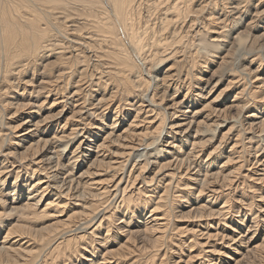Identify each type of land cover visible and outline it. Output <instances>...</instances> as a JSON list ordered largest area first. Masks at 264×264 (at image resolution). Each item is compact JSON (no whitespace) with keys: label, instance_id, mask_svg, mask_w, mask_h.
<instances>
[{"label":"bare ground","instance_id":"6f19581e","mask_svg":"<svg viewBox=\"0 0 264 264\" xmlns=\"http://www.w3.org/2000/svg\"><path fill=\"white\" fill-rule=\"evenodd\" d=\"M231 3L230 6L228 0H0V62H2L0 68L8 73L11 64L16 62L19 64L15 70L19 69V72H23L30 65L35 66L41 63L44 70L58 69V74L52 76L55 79H48V81L62 82L61 85H53L49 82L44 87L41 86L48 92L47 98L41 105L45 102L47 105L49 104L46 109L51 113L45 116L41 115L43 117L39 115L41 119L34 122L35 129L37 130L39 124L46 123L52 116H60L73 108L65 125L61 126V133L56 132L51 138L39 136L36 140L38 131L46 134L48 126L44 125V129L39 128L37 131L28 128L19 138L21 142H28V145L22 146L26 151L25 154L24 151L18 152L20 154L18 157L16 150L14 152L12 149L1 154L5 156L2 165L3 171L12 167L13 169L6 172L10 171V174L14 175L15 173L18 176L20 171L26 167L29 168L28 165L33 163L37 165L31 171L33 176L35 177L36 170L43 174V176H36L38 178L28 184V201L10 207L12 213L29 217L34 213L32 208L38 207L44 195L51 194V198L45 202L41 211H45L48 217L55 219L57 224L64 223L66 225L65 229H61L55 234L58 237V242L50 251L66 246L65 249L63 248L64 250L61 249V252L68 250L70 253L72 251L70 255L68 254L71 259L75 257L72 264H115V262L120 264L122 260L120 255L123 252L124 254L130 253V248L133 252V247L134 250L140 252L146 251L148 247L156 248L155 251L158 253L165 248L160 264L170 262L173 264H207L208 261L211 262L210 264H244L251 255L264 257L262 245L257 243V238L260 236L257 233L261 231V228H257L259 224L256 223L257 215L261 217V221H264V78L255 74L252 76V71H245V67L242 69L238 66L237 71L244 75L241 79H245L247 82L246 84L242 83L243 88L235 93L232 100L230 98L227 101L226 99L222 100V95L219 94L221 96L216 95L199 104L198 101L202 96L201 91L193 93L192 96L191 89L195 83L192 80L202 79L205 84L202 86L205 87V90L209 89L210 92L214 86L212 84L215 81L217 84L220 80H217L216 77L217 69L213 70L210 75L203 76L201 72L203 67L201 66L198 73L187 70L186 76L183 78L185 73L175 67L180 63L185 65L186 61L190 62L193 67H199L201 60L207 63L208 56L216 55L210 52H214L220 47L227 51L221 58L222 62L225 60V56L231 53L237 54V60L259 56L258 51H249L247 47H241L238 42L248 41L249 36L244 34V31L254 25V21L261 15L260 11L251 13V19L246 23V29L235 36L231 35L230 41H225L231 34L228 27L232 28L241 24L246 16L245 5L243 6L239 1ZM212 5L215 8L222 7L223 13L220 17L216 16L217 12L212 10ZM228 6L231 8L229 9ZM212 24L217 26L214 27ZM51 26L52 28H50ZM194 26L197 30L192 33V37L189 40L183 39L191 33ZM218 28L219 30H216ZM210 29H215L218 32L208 41L200 38L193 39V35L198 32H204L206 35ZM262 36H264V32L260 35V37ZM254 43L255 39L251 38L250 46L253 47ZM228 45L230 47L227 48ZM129 46L143 58L144 63H148L150 73H144L136 64V60L134 61V57L127 50ZM74 57L75 60H73ZM258 58L261 64L264 57ZM69 59L71 60L68 61ZM94 59L96 62L92 61ZM168 59H173V62L167 66L163 75L161 77L156 74L152 75L151 68H155L157 64ZM255 59L257 58L249 60V63L252 64ZM79 62L85 63L81 64L83 68L81 70L79 67L74 68L75 70L72 72L73 66L78 65ZM67 68L71 71L64 72ZM96 68L97 72H95ZM86 69L90 70L88 74L90 79L88 80L84 79ZM71 72L72 75L81 74L79 80L75 81L77 86L73 84L75 91L72 94L66 91L72 77ZM143 73L145 77H143ZM143 78L145 79L143 80ZM105 79L106 86H104L107 88L109 84L113 83L112 89L98 98L97 102L93 100L87 103L88 96L98 90L90 87V84L93 86L98 83L103 84L102 81ZM234 79L235 77L229 80L227 87H230V83L238 82ZM80 81L83 84L89 83L87 91H82L84 86L83 84L78 85ZM184 84H188L187 91L181 97L178 92ZM172 88L175 89L174 94H168ZM1 91L2 89H0ZM42 91L44 90L42 89ZM5 92L6 90L1 93ZM81 93H85V98L79 97ZM121 94H125V96L134 94V100L131 101L129 97H125L126 100L123 104L121 98L116 106V111H114L117 116L114 118L116 123L111 128H116L118 112L123 108V105H130L131 108L128 109L135 110L136 114L133 119L130 116L127 118L130 113L125 115L124 122L127 123V126L121 133L111 130L102 137L100 123L91 122V119L87 121L86 117H97L99 109H101L100 113L105 112L109 105L114 103L116 97L118 98ZM48 97L50 99L47 102ZM81 98L83 100L79 103ZM184 103L190 104L184 107ZM2 104L0 107L4 106ZM22 105L26 107V105L31 106L32 104L29 100L23 102ZM35 105L39 106L36 103ZM88 105L98 107L92 111L95 108H88ZM193 105L198 106L193 108ZM249 107L255 109L243 114V112H248ZM221 116L223 117L221 118ZM32 121L27 117L23 123H32ZM68 121L70 122L68 123ZM144 122L145 124H143ZM228 125H230L229 129L224 132L221 127ZM90 127H95L96 130ZM236 130L238 133L231 146L230 154L226 156L221 165L216 166L215 163L220 157L223 145L229 139H234ZM80 137V142L72 151L71 156H68L70 155L69 144L71 146ZM99 138L102 140L99 141ZM8 139L10 140V138ZM93 139H96L97 142L94 143ZM208 142L216 145L208 154L204 167L200 156L209 145ZM64 143H66L65 146ZM62 146L64 147L61 148ZM184 146L190 147L188 152L185 150L187 153L183 149ZM93 147L95 149H92ZM113 147L117 149H113ZM38 148L42 151L39 152ZM56 148L61 149L59 153ZM92 151H94V155L90 153ZM29 152H33L30 157L26 154ZM184 153L186 154L184 155ZM91 156L93 157L91 158ZM247 156L249 159L246 158ZM250 156L255 159L249 161ZM66 158H68V162L64 163L62 159ZM134 159L133 168L127 176L126 167ZM87 163L86 169L80 167L82 170L78 175L77 172H74L79 166H85ZM246 163H248V167H246ZM183 164L186 167L184 173V169H179ZM211 167L212 169H210ZM121 169H123L122 172H120ZM151 170L155 171L153 175H149ZM246 170L247 173H244ZM117 174L119 175L117 176ZM144 174L145 176H143ZM125 176L128 177L127 180ZM243 177L249 178V181L254 183V186L251 187L256 188L255 182L261 186L258 188L261 193L256 195L259 196V200H257L259 202L255 207L257 213L250 215L254 224L246 231L243 230V227L248 214L253 212L250 209L253 203H245V206L234 211L235 215L232 213L231 207L226 204L227 198L221 206L213 208L209 212L207 211L209 208H206L208 205H216L218 199L227 189L232 188L233 190L240 186L238 181ZM184 178L187 181L181 183ZM138 180L141 185L128 194L129 192L126 190ZM125 181L127 184L122 186ZM242 181L244 185L245 179ZM195 185H200L197 197L205 194L206 190L210 193H207L206 202L199 201L195 207H191L186 212L180 210L177 212L187 216L184 214L193 210V217L199 220L206 217L215 218L218 223L207 221L205 224L195 225L198 226L197 228L176 224L173 227V234L179 236L178 242H182V240L184 242V236L191 234L190 237L192 236L193 239L190 242L196 239V243H193H201L202 246L197 252L187 255L185 260L180 255L179 259L169 258V262L167 253L170 247L162 246L160 248L166 238L172 240L170 238L174 237L168 236V231L172 229L169 227V220L173 214L176 216L175 208L189 207L190 200L187 194L188 191L194 189ZM13 186L11 195H16L13 197V204H16L18 198L23 196L26 185L20 186L19 183H16ZM140 195L145 197L144 200L142 199L143 202H152L148 215L143 212L149 207H142L136 203L137 198L135 197H140ZM111 198L112 204L108 203ZM119 198H121L120 201H118ZM32 199L35 200V203L29 201ZM178 200L182 203L179 204ZM72 204L75 206L74 211L66 218H61L64 215L63 211ZM110 205H114V212L106 215L111 212L105 210ZM124 205L127 208L124 216L116 225L109 226L107 233L99 238L97 243L107 248L112 230H117L118 237L123 234L127 238L126 240L121 239L123 242L120 241L118 245L108 247L105 251H103L105 248L101 250L98 258L95 255L98 252L97 248L93 246L96 242L95 235L97 231H100L103 223L113 217L115 211L118 208L120 210ZM169 206L172 208L169 209ZM133 208L139 210H137L139 214L136 215L134 223H132L134 218H131V215L133 217L136 211ZM131 212L133 214H130ZM181 214L179 216L183 217ZM233 215L237 218L233 219ZM142 218H145L143 225ZM229 219L230 223L227 221ZM94 220H98V224L96 222V224H92ZM55 222L53 224H56ZM220 223L232 231L227 233L230 235L227 238L229 240L227 245L234 247L236 255L231 258L233 262L222 259L220 256L212 257L220 250L211 243L214 241L212 238H215L220 231L213 232L211 229ZM199 225H205L207 231L204 232L202 228L198 229ZM91 228L93 229L89 232ZM1 230H3L2 226H0ZM19 235L13 226L9 227L4 234L3 240L0 242V264H14L11 257L25 256L23 254L31 249L23 247L22 243L19 244L23 238ZM202 235H206L203 237L205 241L200 242L201 240H199L198 242L199 238L197 237ZM138 236L139 238L136 239ZM87 237L90 239L89 242L85 240ZM224 237L223 235L222 238L224 239ZM131 240L138 242L132 247L129 244ZM262 240L264 243V237ZM75 241L82 242L75 246ZM90 246L92 250L88 249ZM170 249L173 253L172 248ZM228 257L230 258V256Z\"/></svg>","mask_w":264,"mask_h":264},{"label":"rangeland","instance_id":"374dc122","mask_svg":"<svg viewBox=\"0 0 264 264\" xmlns=\"http://www.w3.org/2000/svg\"><path fill=\"white\" fill-rule=\"evenodd\" d=\"M230 1L231 2H233V1H239L243 6L245 5L244 9H245L246 16L244 17V22L242 21L241 24H239V25H237L235 27H232V28H231V26L228 27V28H230L231 34H230V36L228 38H226L225 41H230L231 40V35L235 36L240 31L246 29L247 28V24L246 23H248V21L251 19V13L256 12V11H258V12L260 11L261 12V15H260V17H258V19L256 21H254V23H253L254 25L251 28L249 27V30L246 29L244 31V34H248V36H249L248 37V41L241 40L240 43L238 42V44H240L241 47H247V50H249V51H254V50H255L254 52L258 51L259 52V56L255 55L254 57L257 58V59H255V61L251 64V63H249V60L253 59L254 58L253 56L252 57H248L246 59L237 60L238 59V56H237V59H236V55L237 54L231 53L228 56H225V60H223V62H222V59L221 58L227 53V51H226V49L220 47L217 50H215L214 52H210V53H214L216 55L215 56H208L207 57V63L204 62L203 60H201L202 61L201 62L202 65L200 63V65H198L199 67H193V66L190 65V62L188 63L187 61L185 62V65L183 63H180L179 65H176L175 67H177L179 70H182L181 71L182 73H185V75H183V78L186 76V71L187 70H190L192 72L198 73L199 70L201 69V66L203 67L202 69L204 70V71L203 70L201 71L203 73V76L210 75V73L213 70L217 69V71H218L217 73L218 74H217L216 77H217V80L218 79H220V80H219V82H217V84H216V81H215L212 84L214 86L211 85L212 86V89L210 90V92H209V89L208 90L207 89L205 90V87L202 86V85H205V84H203L204 81H202V79H197V80L193 79L192 80V82H195L193 88L191 89L193 91L192 92V96H193V93L196 94V92L201 91V95L202 96H201L200 100L198 101L199 104L202 103V102H206L209 98L215 97L216 95H219V94L222 95V97H221L222 100L223 99H226V101H227V100H229V98L232 100L235 97V93L237 91H239V89H242L243 88L242 85L243 84H246V82H247L245 79H241L244 75L241 74L239 71H237L236 68L238 66L241 67L242 69L245 67V71H248V72L252 71V73H251L252 76H254V74H255V75H260V77H262V79L264 78V60L260 64L261 61L258 58V57H264V46L262 47V44L264 45V36L260 37V35L264 32V0H228L229 4L231 6L232 3ZM212 6H211L212 7V10L213 11L216 10V12H217L216 16L217 17H220L221 13H223L222 12L223 10L221 9L222 7H219L218 6V7L215 8L214 5H212ZM196 8H197V6L195 7V9ZM230 8L231 7H229V9ZM213 25L214 24H212V26ZM195 26L193 27V29H191V33H189V35H188L190 37L187 36L188 39H187V37H185L183 39L189 40V38L192 37V33L197 30V28H195ZM215 26H217V25H214V27ZM50 28H52V26ZM194 28H195V30H194ZM211 30H212V33H211ZM216 30H219V28L216 29ZM216 30L215 29H210L209 30L210 32L208 34H206V35H205L204 32L203 33L202 32L201 33L198 32L197 34L193 35L194 36L193 39L196 40V39H199L200 38V39H203L205 41H208L211 36L217 35V32L218 31L216 32ZM163 32H165V31H163ZM159 34L162 35V33H159ZM198 34H202V35L200 36ZM160 35H158V36L160 37ZM251 38H254L255 39V43H254V46L253 47L250 46V40H251ZM183 41H185V40H183ZM126 45L128 46L129 44H126ZM228 47H230V45H228L227 48ZM127 50L134 57L133 58L134 61L136 60V62H137L136 64H138V66L141 68V70L144 73H150L148 63H144L143 58L141 56H139L137 53H135V51L132 49L131 46H129V48L127 47ZM79 56H81V55H79ZM174 58H177V57H174ZM226 58H227V60H226ZM70 60L71 59H69L68 61H70ZM73 60H75V57H74ZM92 61L96 62L95 59L92 60ZM172 62H173V59H168L167 61H165L163 63L161 62L160 64H157L155 66V68H151L152 75H155L156 74L159 77H161L163 75V73L165 72L167 66H169ZM18 64L19 63L16 64V62H13L11 64V66L9 67L10 70H9L8 73L7 72L5 73V70H3V68H0V89H2L1 92H4L6 90L5 93H1L0 92V103L1 104L3 103L2 105H4V106L0 107V124L3 123L0 126V141H1L0 142V152H1L0 153V170H2L1 173H0V195H1L0 196V226L3 227V230L0 231V242L3 240L4 234L6 233V231L8 230V228L11 227V226H13V229L15 231H17V233L20 234L19 236L23 237L22 240L19 242V244L22 243L23 244V247H28V249L29 248L32 249V250L31 249L27 250V252L25 254H23L27 258L25 256H18V258L17 257H15V258H12L11 257V259H13V261H14L13 262L14 264H16V262H17V264H19V263H21V264H65V263L66 264H72V260L75 259V257L73 259H71L69 257V255L71 254L72 251H70V253H69L68 250H65L64 252H61V249L64 250L65 249L64 247H66V246H63L64 249L63 248H60V249H55L54 251H50V250H53L54 249V247L57 245V242H58L57 241L58 240V237L55 234L58 231H61V229L62 230L65 229L64 227L66 225L64 223H63L64 225L62 223H58L57 224L55 222L56 221L55 219L48 217L46 215V212L45 211H41L43 209V207L45 206L44 205L45 202L47 200H49V198H51V194H46L47 196L44 195V197L42 198L41 203L38 205V207L36 206L37 208L36 207H33L32 208V210L34 211V213L31 214L32 216L30 215L29 217L28 216L27 217H25V216L22 217V216H18V214H16V213L15 214L12 213V209L10 207L11 205L12 206H15L18 203L20 205V203H22L24 201H28V199H27L28 194H29V192H28L29 185L28 184L33 183L35 181V179L38 178L36 176H39V175L40 176H43V174L41 172H39L38 170H36L34 172L36 175H35V177L33 176V174H32L31 171H32L33 167L37 166V165H34L33 163H31L30 165H28L29 168L26 167L25 169H23L22 171H20V173H19L18 176L15 173H14V175L13 174H10V171L9 172H6L7 170L13 169L12 167H10L7 170L3 171L2 165H3V162L5 160V156L4 155H1V154H5V153H7V151L9 149H12L14 152L16 150V153L18 154V157H19L20 156L19 153L22 152V151H24V147H22V146L28 145V142L27 143L25 141L24 142L23 141L21 142L19 138H20V135L21 134H23L26 130H28V128H33L35 131H37L39 128H43L44 129L45 126H48L47 133L46 134H42V133H40V131H38V133H37L38 136L36 137V140L39 138V136L45 137V138H51V137H53V135L56 132L61 133L60 132V130L62 129L61 126L65 125V123L67 122L66 120H68V117L71 115L72 109H73V108H70L67 112L63 113L60 116H57V115L52 116L51 118H49V120L46 123L39 124L37 126L39 128H37V130H36L35 129L36 125H34V122H36L38 119L40 120L41 117L45 116L46 114L51 113L50 110L46 109V107L49 104L47 105L46 102H45V104H42L41 105V103L44 102L45 98H47L46 97L47 96L46 94H48V92H46L43 87L46 84H49V82H51V84H53V85L54 84L55 85H57V84L58 85H61L62 82L61 81L60 82L59 81H48V79L49 80L50 79L51 80L52 79H55L52 76L55 75V74H58V69L56 70V68H54L53 70H50L49 69L47 71V70H44V66L41 65V63H40V64H37L35 66H31L30 65V67L29 68H25L23 70V72L22 71L19 72V69H16L15 70V68H16V66ZM81 64H85V63L79 62L78 65H74L73 66V69H72V72H74V70H75L74 68L77 69L78 67L81 70L83 68V65H81ZM1 65H2V62H0V67H1ZM180 66H182V67H180ZM20 69H21V67H20ZM12 70H14L15 72H13ZM68 70H69V68H67V70L64 71V72H67ZM147 70H148V72H147ZM225 70H228V71H225ZM43 71H44V73H43ZM70 71L71 70H69V72ZM3 72H4V74H3ZM72 72H71V75H72ZM95 72H97V68H96ZM89 73H90V70L89 69H86V71H85L86 77L84 78V75L82 77L84 79H86V80L90 79L88 77V74ZM45 74H47V75H45ZM65 74L67 75V73H65ZM80 75H81L80 73H78L76 75H72L71 80H70V84L68 85V89L66 90L67 92H71L70 94H72L75 91V86L74 85L77 86V82H75V81L79 80V78H80L79 76ZM143 77H145V74H144ZM234 77H235L234 80H238V82H235V83H232V84L230 83L229 86L231 88L230 87H227V85L229 83V80L231 78H234ZM94 78H95V76H94ZM144 79L145 78H143V80ZM112 80L115 81L114 78H112ZM47 81H48V83H47ZM105 81H106V79L102 81L103 84L102 83L101 84L98 83V85L97 84H94V86L90 84V87L92 86V87H94L93 89H98V90L97 91L95 90L92 93L93 95L95 94L94 96L93 95L88 96L87 99L89 101H87V103H90L93 100H94V102H97L98 98H100L103 94L109 92L110 89H112V86H113L112 85L113 83H111L112 81L111 82L109 81L111 84H109L107 88L105 87L106 86V84L104 83ZM81 84H83V82L80 81L78 83V85H81ZM88 84L89 83H87V84L84 83L83 84V86H84V87H82L83 88L82 89L83 92H85V91H87L89 89V85ZM42 85H43V87H41ZM187 85L188 84H184V85L181 86L182 88L180 89V92H178V94L181 97H183L184 94H185V92L187 91ZM41 88L45 92L42 91ZM199 89H201V90H199ZM174 92H175V89L172 88V90H170L168 94H174ZM84 94L85 93H81L79 97L85 98L84 97L85 96ZM168 94H166V95H168ZM221 95H219V96H221ZM125 97H129L131 101L134 100V98H133L134 97V94H131L130 96H125V94L124 95L121 94V96H119L118 98L116 97V100H114V103L112 102L113 104L109 105V107L107 108V110L105 112L100 113L101 112L100 111L101 109H99L97 111L98 112L97 117H94V118L93 117H89V116L86 117V119H88L87 121H90V119H91V122H99L100 123V126H101L100 128H102L100 130V134L102 135V137L107 132H109L111 130H114V132H117V133H121L123 131V128L127 126V123L124 122L125 115L128 114V113H130L127 116V118H129V116H130V118L133 119L134 114H136L135 110L128 109V108H131V107H129L130 105H128V104L123 105V108L122 109H119V112H118L119 117H118V121L116 120L117 123H118L117 126H116V128L115 129H112L111 128V126H113L116 123L114 121V118L117 117L116 116V113L114 112V111H116V106L120 102L121 98H122L121 103H123L124 100H126ZM169 97H171V96H169ZM82 98L79 99V103L82 102L81 101V100H83ZM49 99L50 98L48 97V99H46V101L48 102ZM136 99H138V98H136ZM29 100L31 101V104H32L31 106L28 105L30 107H28L27 105H26V107L22 105L23 102H28ZM9 102H10V104H9ZM33 102H35L39 106H36L35 103L33 104ZM1 104H0V106H1ZM189 104L190 103H188V104H185L184 103V107H187ZM197 106L198 105H195L193 108H196ZM89 107L90 108L91 107L93 108L94 105H88V108ZM97 107L98 106H96V108ZM96 108L95 109H92V111H95ZM254 109H255L254 107H249V109L247 110L248 112H243V114H247V113H249V111H252ZM122 114H123V116H122ZM39 115L40 116L43 115V116L40 117ZM27 117L28 118H31L33 120L32 123L31 122L30 123H26V124L23 123L26 120ZM222 117L223 116H221V118ZM78 120H80V119H78ZM138 120H141V119L138 118ZM219 121H221V120H219ZM69 122L70 121H68V123ZM71 123H73V122H71ZM74 123H75V121H74ZM143 124H145V122ZM19 126H20V128H19ZM229 126L230 125H228L226 127H221V129H223V131L225 132V131H227L229 129ZM211 127L213 128L215 126H211ZM90 128H92V127H90ZM224 128H226V129H224ZM92 129H95V127L92 128ZM238 129H240V128H238ZM237 133H238V131L236 130V134L234 135V139L233 138L232 139H229L226 142V144L223 145V147L221 149V152H220V157H218V161H216V163H215L216 166L217 165H221V163L226 159V156H228L230 154L229 152H230L231 146L235 142V139L237 137L236 136ZM221 135L222 134L220 133V136ZM8 138H10V140ZM101 138H99V141L102 140ZM80 139H81V137L77 141L73 142V144L71 146L69 144V148H70V153L69 154L70 155H68V156H71L72 151L77 146V144L80 142ZM91 139H92V137H91ZM93 140H94V143L97 142V141H95L96 139H93ZM20 142H21V144H20ZM208 144L209 145L207 146V148L205 149V151L202 152V154L200 156V161L202 160V165H204V167H205V160L207 159L208 154L210 153V151L216 145V144L215 145L214 144H211L210 142H208ZM65 145H66V143H64V146ZM64 146H62L61 148H63ZM185 146H187V145H185ZM184 147H183L184 151L187 150V152H188L190 147H188V148H186V147L184 148ZM92 149H95V147H93ZM113 149H117V148L113 147ZM38 150H39V152L42 151L39 148H38ZM56 150L59 153L60 152L59 150H61V149H57L56 148ZM25 152L26 151H24V154H25ZM33 152H31V153L29 152V153H26V154H28L27 156L30 157ZM90 153L92 155H94V151H92ZM186 153H184V155ZM92 157L93 156H91V158ZM246 158L249 159L248 156ZM251 159L254 160L255 158L253 156H250V160L249 161H252ZM62 161H64V163H67L68 162V158L62 159ZM88 163H89V161H88ZM88 163L85 166H79V168L75 169L74 172L75 173L77 172L76 174L78 175L81 172L82 169H86L87 168ZM134 163H135V159L132 160V163L130 165H128V167H126L127 168L126 170H128V172L126 174L127 176L129 174L130 170L133 168L132 166H133ZM27 164H28V162H27ZM247 164L248 163H246V167H248ZM25 165H26V163H25ZM76 167H77V165H76ZM179 169L180 170H183L184 169L183 170V173L186 172V167H185L184 164ZM210 169H212V167ZM122 171H123V169H121L120 172H122ZM136 173H138V172H136ZM154 173H155V171H152L151 170V172L149 173V175L150 174L153 175ZM244 173H247V170ZM4 174H6V175H4ZM119 174H117V176ZM127 176H125L126 177V180L128 178ZM143 176H145V174ZM243 179H245V182H244L245 184L244 185H243V181H242ZM249 180L250 179L249 178L247 179V177L246 178L245 177L240 178L239 181H238V184L240 183V186L236 187V189H233V190H232V188L227 189L225 191V193H223V195L218 199V202H217L218 205L217 204L216 205H213V206L212 205L211 206L208 205L206 207V208H209L207 211L209 212L211 209H213V208L215 209V208L221 206L223 204L224 200H226V198L228 200L226 204H227V206L231 207L232 213L234 215L236 213L234 211L236 209H238L239 207L243 206V205L245 206V203H249V202L253 203L252 204L253 205L252 208H250L251 209V212L252 211L253 212L248 214V218L246 219V222L244 223L245 226L244 227L241 226V227H243V230L246 231L249 227H251V225L254 224L252 222V220H253L252 219V216H250V215L257 213V210H256L255 207H256L257 202H259V201H257V200H259L258 199L259 196H256V195H257V193L258 194L261 193L260 192V189H258V188H261V186L255 182V184H256L255 187L256 188L251 187V186H254V183L252 181H249ZM1 181L3 182V184H2ZM181 181H182L181 183H183V182H186L187 179L184 178ZM16 183H19L20 186H25V185L26 186L24 187L25 190L23 192L24 193L23 196H21V197L18 198L19 200H18V202H16V204L15 203L13 204V197L16 196V195H14V196L11 195V192H12V189L14 188L13 185L16 184ZM126 184H127V181H125L122 184V186H125ZM140 185H141L140 180H138V182H136L133 186H130L128 188L129 191L126 190V192H129L128 194H131L130 192H132L133 190H135L136 187H139ZM199 188H200V185H195L194 189H191L190 191H188L189 193L187 194V197L190 200V203H188L189 207L186 206L183 209L175 208L174 211L177 212V210L178 211L180 210L182 212H186L191 207H195L198 204L199 201L205 203L206 200H207V198H208V194H210V193H208V190H206L205 194L200 195V196L197 197ZM135 198H137L136 199V203L142 205V207L143 206H148L149 207L148 210L146 209V211L144 210V212H143L145 215H148L150 213V205L152 204V202H150V203L143 202V200H144L145 197L142 196V195H140V197H137L136 196ZM184 198H186V197H184ZM120 200H121V198L118 199V201H120ZM180 200L182 201L184 199H180ZM29 201H34V203H35V200L34 199L29 200ZM111 201H113L112 198L110 199V201L108 203L112 204ZM180 202L178 200V203L179 204L182 203V202L181 203ZM120 204H122V203H120ZM74 207L75 206L73 204L72 205H68L67 208H66V210L63 211V214L64 215L61 218L64 219L69 214H71L74 211ZM123 207H121L120 210L118 208L117 211H115V215H113V217H110L108 220H106L103 223V225L100 227V231L99 232L97 231V234L96 235H98V236L95 235V239L94 240L96 242H94L93 246H94V248H97V251L98 252L95 255L98 256V258H99V255L98 254H100V251L105 248V246L98 245V243H97L98 242V239L101 238L103 235H105L107 233V231H108L107 228H109V226L110 227H113V225H116V223L119 222V220L121 219V217L124 216L125 210L127 208H126V205H124ZM171 208L172 207L169 206V209H171ZM105 210H108V211L110 210L111 211V212H108L106 215L111 214L112 212H114V205H110V207L109 208H106ZM133 210L136 211V212H135V215L133 217L131 215V218H134V220H132V223H134L136 221L135 220L136 215L139 214V213H137L139 211L138 209L135 210L133 208ZM208 212H206V213L208 214ZM102 213H103V211H102ZM130 214H133V213L131 212ZM180 214H181V212H177V214H175L176 216H174V214H173L172 217L169 220L170 221L169 222V227H170V229L171 228L172 229L170 231H168V234H169L168 236H174V237L170 238L172 240H169V238H166L162 242L164 244H162L161 247H160V248H162V246H164V247L165 246H169L170 248H172L173 253H171V251H170L171 249L169 248V251L170 252L168 251V253H167L169 256L166 255L167 258H168V260H169V258L179 259L178 256H180V255L182 256V259L185 260V258L188 257L187 255H189L191 252L192 253L197 252L200 249V247L202 246L201 243L194 244V243H196V241H195L196 239L193 240L194 243L192 241L190 242V240L193 239L192 236H191L192 238L190 237L191 234H187V235L184 236V238H185L184 242H183V240H182V242H178L180 240V238L178 239L179 236L173 234L174 233L173 227H175L176 224H179L180 226L181 225L184 226V224H185V226L186 225H187V227L189 226L188 228H190V227H194L195 228L196 227L195 225L200 224V223L205 224V223H207V221H210V222H213V221L215 222L216 221V223H218L217 222V219H215V218H209V217L207 218L206 217V218H203L204 220L203 219H200L199 220V219L193 217V214H194V211L193 210L191 212H189V213H185L184 214V215H187V216H183L181 214L183 217H180L179 216ZM234 215H233L232 218L233 219L234 218H237ZM256 220H257L256 223L259 224V225H257V228H261V231H259L257 233L258 235H260L257 238L258 239L257 240V243L261 244L262 245L261 246L262 247V250H264V245H263L264 243H263V240H262L263 237H264V230H263L264 221L263 220L261 221V217L259 215H257ZM143 221H145V218H142V225L144 223ZM224 221H226V220H224ZM227 221H229V223H230L231 220L229 219ZM54 222L56 224H53ZM95 222L98 224L99 221L98 220H94V222L92 224H94ZM171 224H172V226H171ZM142 227H144V226H142ZM223 227L224 226H222L221 223H220L219 225H217L213 229H211V231H213V232L220 231L215 238H212L214 241L211 240L212 241L211 243H213V245L215 247H217V249H220L219 251H217L219 255L216 253L212 257H219L220 256L222 259H226V260H228L230 262H233V261H231L232 260L231 258H234L235 255H236L235 254V251L233 250L234 247H232L231 245H229V246L227 245V244H229V242H228L229 240L227 238L230 236L227 233H231L232 231L229 228H227V227H224V228ZM93 228H91L89 230V232ZM200 228H202V230H204V232L207 231V229L205 228V225H199V228L198 229H200ZM240 230H242V228H240ZM171 232H172L173 235L171 234ZM235 233H237V232H235ZM118 234L119 233H117V230L110 231V236H109L110 237V239H109L110 241L107 243V248L108 247L115 246V245H118V243H120L121 239L122 240H126L127 236L124 237V235L122 234L121 237H118ZM223 235L225 236L224 239L222 238ZM203 237H206V235H204V236L202 235V236L197 237V238H199L198 239V242H199V240H201L200 242L205 241V238H203ZM138 238H139V236L136 237V239H138ZM15 239H17V238H15ZM85 240L86 241L88 240V242H89L90 239L87 237ZM91 240H93V239H91ZM81 242L82 241H78V242L75 241L74 244L76 246V245H78ZM121 242H123V241H121ZM137 242H138L137 240H135V241L134 240H131L129 242V244L133 247L134 246L133 244H137ZM115 243H117V244H115ZM149 243L148 244L146 243V244L147 245H150ZM183 243H185V244H183ZM0 246H1V243H0ZM107 248H105L103 251H105ZM88 249L89 250H92V247L90 246V248H88ZM155 250H156V248H149L148 247V249L146 251L140 252L138 250H134V247H133V252H132V249L130 248V251H131L130 253L124 254V252H123L122 255H120V259H122L120 261V264H160L161 263V259L163 258L166 249L165 248L164 249H161V251L159 253L157 251H155ZM227 252H228V254H227ZM156 253H157V255H156ZM226 254H227V256H225ZM228 256H230V258ZM21 257H22V259H20ZM118 262H119V259H118ZM169 262H170V260H169ZM210 263L208 261L207 264H210ZM246 263H248V264H264V257L261 258V257H256V256L251 255V257H248ZM246 263H244V264H246ZM115 264H117V262H115ZM166 264H173V262L166 263Z\"/></svg>","mask_w":264,"mask_h":264}]
</instances>
